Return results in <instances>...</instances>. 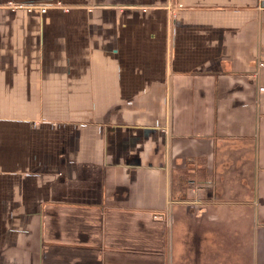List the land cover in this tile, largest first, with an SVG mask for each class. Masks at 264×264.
<instances>
[{
  "label": "crops",
  "instance_id": "0c3cea01",
  "mask_svg": "<svg viewBox=\"0 0 264 264\" xmlns=\"http://www.w3.org/2000/svg\"><path fill=\"white\" fill-rule=\"evenodd\" d=\"M0 264H264V0H0Z\"/></svg>",
  "mask_w": 264,
  "mask_h": 264
},
{
  "label": "built area",
  "instance_id": "2783aa9c",
  "mask_svg": "<svg viewBox=\"0 0 264 264\" xmlns=\"http://www.w3.org/2000/svg\"><path fill=\"white\" fill-rule=\"evenodd\" d=\"M9 6H10V8H12V9H17V8H18V6L14 5V4H12V3H9ZM42 10H46V8H43Z\"/></svg>",
  "mask_w": 264,
  "mask_h": 264
},
{
  "label": "rangeland",
  "instance_id": "374dc122",
  "mask_svg": "<svg viewBox=\"0 0 264 264\" xmlns=\"http://www.w3.org/2000/svg\"><path fill=\"white\" fill-rule=\"evenodd\" d=\"M182 184V183H181ZM184 184H182V186H183Z\"/></svg>",
  "mask_w": 264,
  "mask_h": 264
}]
</instances>
